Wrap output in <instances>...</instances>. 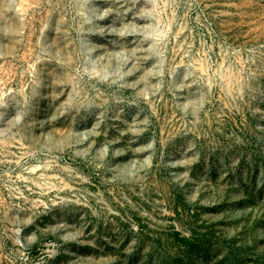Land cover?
<instances>
[{
    "label": "rangeland",
    "instance_id": "374dc122",
    "mask_svg": "<svg viewBox=\"0 0 264 264\" xmlns=\"http://www.w3.org/2000/svg\"><path fill=\"white\" fill-rule=\"evenodd\" d=\"M0 264H264V0H0Z\"/></svg>",
    "mask_w": 264,
    "mask_h": 264
}]
</instances>
